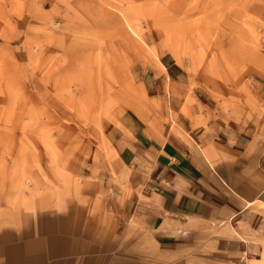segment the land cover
Instances as JSON below:
<instances>
[{"label": "crops", "instance_id": "obj_1", "mask_svg": "<svg viewBox=\"0 0 264 264\" xmlns=\"http://www.w3.org/2000/svg\"><path fill=\"white\" fill-rule=\"evenodd\" d=\"M149 41L172 73L134 62L90 126L0 121V264H264V77L214 93Z\"/></svg>", "mask_w": 264, "mask_h": 264}, {"label": "rangeland", "instance_id": "obj_2", "mask_svg": "<svg viewBox=\"0 0 264 264\" xmlns=\"http://www.w3.org/2000/svg\"><path fill=\"white\" fill-rule=\"evenodd\" d=\"M149 36L164 42L181 73L214 93L221 81L264 77V0H0L4 131L15 121L24 133L33 123L40 138L50 130L46 123L90 126L141 59L152 64L155 57L154 67L171 74ZM50 229L21 226L20 233Z\"/></svg>", "mask_w": 264, "mask_h": 264}, {"label": "bare ground", "instance_id": "obj_3", "mask_svg": "<svg viewBox=\"0 0 264 264\" xmlns=\"http://www.w3.org/2000/svg\"><path fill=\"white\" fill-rule=\"evenodd\" d=\"M115 16H116V15H115ZM115 18H116V17H115ZM120 19H121V17H120ZM121 21H122V20H121ZM124 21H125V20H124ZM124 21H123V22H124ZM127 21H128V20H127ZM118 22H119V21H118ZM118 22H117V23H118ZM120 25H121V24H120ZM127 26H129V25H127ZM123 28H124V27H123ZM126 28H127V27H126ZM121 29H122V28H121ZM128 31H129V30H128ZM127 34H128V33H127Z\"/></svg>", "mask_w": 264, "mask_h": 264}]
</instances>
